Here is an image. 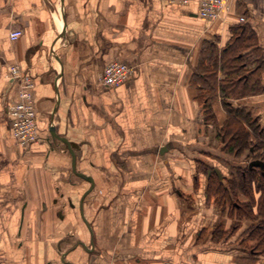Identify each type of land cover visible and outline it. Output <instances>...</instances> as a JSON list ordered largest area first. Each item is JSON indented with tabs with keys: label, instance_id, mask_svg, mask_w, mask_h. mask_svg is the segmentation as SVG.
Instances as JSON below:
<instances>
[{
	"label": "crops",
	"instance_id": "0c3cea01",
	"mask_svg": "<svg viewBox=\"0 0 264 264\" xmlns=\"http://www.w3.org/2000/svg\"><path fill=\"white\" fill-rule=\"evenodd\" d=\"M228 4L211 21L196 0H0V264H264L199 168L238 163L221 149L223 99L205 119L198 76L239 26L259 89L225 101L264 141V0ZM112 61L132 74L101 84ZM12 63L33 81L38 139L25 149L7 111Z\"/></svg>",
	"mask_w": 264,
	"mask_h": 264
},
{
	"label": "trees",
	"instance_id": "16d2710c",
	"mask_svg": "<svg viewBox=\"0 0 264 264\" xmlns=\"http://www.w3.org/2000/svg\"><path fill=\"white\" fill-rule=\"evenodd\" d=\"M244 32V28L237 27L219 54L215 48L211 50L206 74L198 76L201 82L198 98L204 105L205 119H213L214 116L208 100L216 95L223 99L226 117L217 130L224 154L238 158L245 152V156L251 155L250 159H259L264 163V141L255 119L248 112L225 101L227 97L245 96L259 89L255 75L257 64L252 63L247 53H242L252 43ZM218 70L223 72L224 77L216 79ZM253 133L257 135L256 141L251 138ZM207 168L210 169L209 173ZM203 169L207 176V195L210 198L215 196V205L222 207L226 202L231 208L226 211L227 214L233 212L237 217L249 220L257 218L244 230L241 243L251 253L264 254V167H248V161L239 162L228 177L222 174L218 177L206 165ZM237 226L238 223H234L232 228Z\"/></svg>",
	"mask_w": 264,
	"mask_h": 264
},
{
	"label": "built area",
	"instance_id": "2783aa9c",
	"mask_svg": "<svg viewBox=\"0 0 264 264\" xmlns=\"http://www.w3.org/2000/svg\"><path fill=\"white\" fill-rule=\"evenodd\" d=\"M197 13L207 20H216L222 17L228 8V0H196ZM20 28H13L8 32L10 39L21 35ZM9 77L16 82V98L7 106L11 116V133L13 142L18 147L27 148L38 139V127L35 116V106L32 94L33 81L17 63L7 67ZM132 67L121 61L107 63L99 82L105 85H119L132 74Z\"/></svg>",
	"mask_w": 264,
	"mask_h": 264
},
{
	"label": "rangeland",
	"instance_id": "374dc122",
	"mask_svg": "<svg viewBox=\"0 0 264 264\" xmlns=\"http://www.w3.org/2000/svg\"><path fill=\"white\" fill-rule=\"evenodd\" d=\"M253 117V116H252ZM255 122L257 123V121L255 120ZM255 136H257L256 135V133H253V136L251 137L252 138V140L253 141H256L255 139ZM244 153L245 152H243L242 154H241V156L240 157H238V158H232V159H234L235 161H237L238 163H239V161L241 160V159H243V162H246V161H248V159L249 158H251V155H248V156H245L244 155ZM245 156V157H244ZM225 157H226V155H225ZM221 159H222V161H223V159L224 158H222L221 157ZM224 162V161H223ZM222 162V163H223ZM226 163V162H225ZM235 164V163H234ZM199 168H201V170H203V168H204V166H201V167H199ZM206 168V167H205ZM229 169H231V171H230V173H232V172H234L233 170H232V168H231V166L229 167L228 166V168L226 169H223L224 171V173L225 174H227L229 171ZM224 173H222L221 172V174L223 175ZM206 194H207V183H205V188H204V190H203ZM240 198H242V196L240 195ZM211 199L212 200H214L215 199V196L213 197V196H211ZM214 206H215V208L217 209V211H219L220 213L222 212V214L223 215H228L229 217L231 216L232 217V223L234 224V223H243V222H246L248 225H247V227L250 225V224H252V223H255L256 222V220H257V218L255 219V220H249V219H247V218H243L242 216H240V217H237L233 212L231 213V215L228 213L227 214V212H228V210H231V208H229L230 206H228V205H226V202L223 204V206L222 207H218L217 205H215L214 204ZM227 211V212H226ZM222 224H224V222H222V220H221V222H219V223H217L216 225H215V228L217 229V225H220V227H222L221 225Z\"/></svg>",
	"mask_w": 264,
	"mask_h": 264
},
{
	"label": "water",
	"instance_id": "95a60500",
	"mask_svg": "<svg viewBox=\"0 0 264 264\" xmlns=\"http://www.w3.org/2000/svg\"><path fill=\"white\" fill-rule=\"evenodd\" d=\"M252 166H259L260 168H263L264 163H263V161H261L259 159H251L248 161V167H252ZM211 170L214 171L218 175V177H221V172L218 168L214 167ZM207 172L209 173L210 170H208Z\"/></svg>",
	"mask_w": 264,
	"mask_h": 264
}]
</instances>
